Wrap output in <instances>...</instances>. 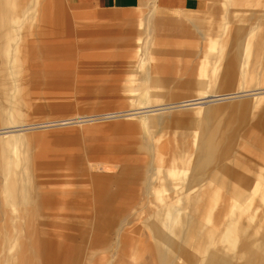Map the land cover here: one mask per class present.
<instances>
[{
	"label": "rangeland",
	"instance_id": "374dc122",
	"mask_svg": "<svg viewBox=\"0 0 264 264\" xmlns=\"http://www.w3.org/2000/svg\"><path fill=\"white\" fill-rule=\"evenodd\" d=\"M51 1L56 12L70 17L69 32L68 35L31 39V43L37 46L35 41L41 39L39 42L45 44V49L48 48V43L60 42L57 47L61 50L58 53L35 54V58L28 62V68L24 70L30 76V83L26 86L29 91L27 97L31 98L28 121L39 125L48 124L43 122L53 119L63 121L44 126L48 129L28 131L36 148L52 155L51 159L45 158L46 163H53L52 169H47L46 173L34 174L39 181L45 173L44 183L42 182L44 185L42 188L37 185L36 189L42 193L36 200L41 199L44 203L37 204L34 212L29 211L32 212L29 216H34L36 220L19 222V245L8 253L6 260L3 258L5 252L0 251V264H59L52 263L58 256H69L72 264H121L130 255L131 261L146 259L149 264L150 260H171V255L176 256V253L142 252L149 240L145 226L152 231V237L156 241L159 234L157 232L161 228V222L154 221L155 225L149 227V221L142 219L156 207L145 202L163 199L168 203L158 206L155 214L166 208H180L183 213L191 214L190 204H172L178 198L188 201L189 195L191 196V183L188 180L184 183L182 178L186 177L183 173L190 165L180 168L169 164L185 159L191 165H208L204 162V154H208L205 150L200 156L193 149L195 156L191 158L192 140L195 139L196 144L215 142L218 148L224 147L212 152L213 161L209 165L239 164L242 149L252 163H264V152L262 157L257 156V152H252L254 147H264V137H260L264 136V94L211 101L218 94L264 88V8L254 13L248 8L253 3L247 0L243 8L232 11L235 18L244 22L235 21L233 31L222 20L217 23L202 20L191 26V16L185 17V14H189L185 11L173 19L163 20L154 19L150 14H142L138 44V39L134 37L136 30L133 29L130 33L123 25L136 23L142 10L87 16L77 12L64 0ZM213 1L208 0L206 7L220 8ZM85 17H96L102 24L121 25V32H115L113 36L117 38L115 44L99 45L98 50L105 49L109 52L96 50L97 53L94 51L92 54H82L74 50L72 43L76 35L72 31H76L79 24H75L73 20L81 21ZM252 18H260L259 23L247 24L246 21L251 22L248 20ZM177 19L185 20L189 26L187 32L180 27L182 24ZM224 24L226 27L221 30ZM190 26L198 35L193 40L199 43L193 46L187 39L191 38ZM251 30L259 41L253 45V50L248 49L243 54L248 57V62L245 61L247 68L239 69L236 67L238 57L233 59L234 63L229 62L236 55L235 46H228L225 53L226 46L220 51L214 39L225 31V35L220 36L224 38L232 34L231 42L239 41L238 35L243 33L247 35L244 37L246 38ZM95 32L100 36L107 34L103 31ZM108 33L112 34L111 31ZM145 34H151L155 38L149 46L144 44ZM84 36L88 40L94 37L91 31L84 32ZM82 37L80 33L79 40H86ZM126 37L132 40L123 45L122 41ZM204 47L209 53H191V48ZM210 51L215 53V57ZM29 55L32 56V52ZM89 56L99 59L84 58ZM224 57L225 63L229 62V66L235 65V68H228L227 65L222 67ZM151 59H154L155 65ZM140 62L143 66L139 69L137 65ZM199 65L198 70L196 66ZM240 73H244V78ZM147 78L152 83H148ZM244 79L248 83L242 86L240 83ZM155 80L158 81L153 83ZM128 81L135 82L128 85ZM193 83L206 91L198 92ZM219 84L224 85L214 88ZM147 88L158 93L159 97L137 105L136 97L137 100L144 101L143 91ZM184 102L198 104L180 109H161L165 104L178 105ZM82 119L90 121L77 124ZM253 133L260 140L251 141L255 136ZM214 137V141L203 139ZM186 144L190 147L185 148ZM237 147H241L240 152ZM154 157L161 159V164L155 163ZM200 158L203 159L198 161ZM189 168L188 179L191 180V167ZM255 170L264 173V166L259 169L254 167L252 176L255 175ZM150 176L151 182L146 181ZM164 176L169 182L156 183L162 182ZM186 214L181 217H186ZM130 216L135 217L132 219ZM44 217H51V220L43 219ZM48 222L51 223V230L44 233L43 227ZM199 224H203V221H199ZM28 233L36 235L29 236ZM177 234L179 237L180 232ZM97 240H102L104 245L94 246L93 243ZM207 260V256L205 258L195 254L192 264H206Z\"/></svg>",
	"mask_w": 264,
	"mask_h": 264
},
{
	"label": "crops",
	"instance_id": "0c3cea01",
	"mask_svg": "<svg viewBox=\"0 0 264 264\" xmlns=\"http://www.w3.org/2000/svg\"><path fill=\"white\" fill-rule=\"evenodd\" d=\"M64 1L77 12L87 16L101 15L105 12H137L138 10H142L138 14L136 23L123 25L130 30V33L133 29L136 30L134 33L136 40L138 39L137 36H139L138 31L141 25L140 19L142 14H150L154 19L163 20L173 19L180 12L185 11L189 13L188 15L185 14V17L191 16V26L197 21L202 20L214 23L221 22L222 20L228 23L233 31L236 26L234 24L235 21L244 22L235 18L231 12L243 8L247 2V0H214L213 4L218 3L220 8H210L206 7L208 0ZM251 3L253 4L248 6V8L254 13L264 8V0H251ZM52 6L53 2L51 0H0V251L5 252L3 258H7L8 253L14 251L19 245L17 239L20 235L19 222L21 220H34L35 217L29 215L35 211L37 204L44 203L41 199L36 200V197L42 194L36 191V189L37 185H40L39 188H42L44 185L42 184V182L44 183L43 176L47 172V169H52L53 164L45 162L47 159H51L52 155H47L42 149L38 150L34 143H32L28 131L36 128L48 129L44 126L63 121L53 119L43 122L48 123L43 125L28 121L31 98L27 97L29 91L26 89V86L30 83L28 80L30 76L24 70L28 68V62L33 60L36 55L41 53H58L61 50V48L57 47L60 42L48 43V48L45 49L43 46L45 44L39 42L41 39L35 41L36 44L38 43V46L33 45L34 43H31V39L54 37L61 34L68 35L67 33L69 32L70 17L56 12ZM223 9L226 11L223 12ZM73 15L74 17L76 16V14ZM177 20L182 24L180 27L184 28L187 32L186 29L189 26L185 20ZM98 21L100 20L96 19V17H85L81 21L73 20L75 24H79L78 28L76 27V31H72L76 35V39L72 43L75 46V51L82 54H92L96 50L97 52H109V50L105 49L103 51L98 50L100 49L99 45H113L117 42V38L115 39L113 36L116 34L115 32H121V25L102 24ZM250 21H246V23H256L253 18ZM45 29L47 32H45ZM87 31L93 32L94 37L90 40L84 36V32ZM95 31H103L107 34L100 36L101 34ZM109 31L112 34L108 33ZM80 33L83 36L82 39L86 40H79ZM109 34L112 36L110 37ZM195 36L198 35L192 31L191 27V38H187L191 46L199 43L193 40ZM238 37H240L239 41L234 42L230 40L232 34L229 37H222L224 41L222 44L226 46L225 53L228 46H235L234 51L236 55L230 59V63L233 62L235 57L243 56L248 50V48H244L243 51L239 52L238 45L239 47H243L245 44L251 46L253 43V45L258 44L259 41V38L254 35L246 38L239 35ZM131 40V38L126 37L125 41H122L123 45H127ZM206 43L209 44L208 41ZM30 52H32V56L29 55ZM192 52L207 54L209 50H206V47L191 48ZM210 52L215 57V53ZM84 58L86 60H90L91 58L99 59L98 57L90 56ZM225 60L224 57L222 61L224 67L229 63H225ZM196 67L199 70L200 65ZM228 68L234 67L229 66ZM193 75H196V73ZM220 85L224 84H219L214 88ZM195 88L200 93L206 91L201 87L195 86ZM215 91L222 92L216 89ZM253 135L255 134L253 133ZM257 136L255 135L254 138H251V141L260 140ZM203 139L216 140L215 138ZM186 145L190 147L189 144ZM195 146L194 139L191 142L192 159L195 156L193 150ZM240 148L237 147L239 152ZM241 152L240 162L236 165L192 164L191 180L188 179L190 169L187 168L185 172L184 170H179L186 175V177H182L184 178V183L186 180H188V183H191V196L189 195L188 201L178 198L180 201L177 200L176 203L172 202V204H190L191 214L183 213V210L180 208L174 210L166 208L161 213L155 214L154 211L156 208H159L158 206L168 202L165 199L158 202H145L146 204H150V206L156 205V207L150 214H145L142 220H148L149 227L155 225L154 221L157 223L161 222V228L157 232L159 234L156 241L152 237V231L142 223L143 221L140 222L145 226V231H147L149 236V240L145 245L146 249L142 250V252H156L157 254L176 253V256L174 254L171 255L173 258L171 260L168 259L162 262L150 260V264H192L195 254L197 256H205V258L207 256L208 262L206 264H264V173L261 170H255V175H251L254 167L259 169L264 166V163L254 164L252 160L247 159L244 149ZM252 152H257L256 155L262 157L264 147L261 149L254 147ZM41 172H45L41 177L43 181L42 179L37 181L34 174ZM162 178V182L156 183L162 184L163 181H166L167 177L164 176ZM151 179L152 177L150 176L145 180L151 182ZM167 182L169 181L164 183ZM21 185L26 187L23 190L26 195L24 199H20V193L22 192L20 189ZM145 193L148 194V192ZM30 210H32L31 213L29 212ZM182 214H186L187 216L181 217ZM130 217L134 219L135 216ZM46 219L51 220V217ZM199 221H203V224H199ZM103 223L106 224L107 222ZM50 230L51 223L48 222L44 225L42 231L48 233ZM176 232H180L179 237ZM31 235L34 236L36 234H29V236ZM11 241L14 243L11 244ZM47 243L51 245L50 241ZM93 245H104V242L97 240ZM126 252L130 253L132 250H126ZM130 256L128 259L122 261L121 264H149V261L146 259L140 262L136 260L131 261ZM3 258H1V261ZM69 262L71 263L70 259Z\"/></svg>",
	"mask_w": 264,
	"mask_h": 264
},
{
	"label": "bare ground",
	"instance_id": "6f19581e",
	"mask_svg": "<svg viewBox=\"0 0 264 264\" xmlns=\"http://www.w3.org/2000/svg\"><path fill=\"white\" fill-rule=\"evenodd\" d=\"M258 19H260V18H256V22H258L259 20ZM250 21V20H249ZM259 23V22H258ZM225 27H226V24H224L223 25V27H222V29L221 30H224L225 29ZM184 29V28H183ZM146 33V32H145ZM211 34V33H210ZM254 35L253 34V30H251L249 33H248V36H250V35ZM257 34V33H256ZM220 35H225V31L221 34H218L216 37H218L217 39H214V41L215 42H217V45H218V48H219V50L220 51H222L223 50V48H224V45L222 44L224 41H223V39H222V37L223 36H220ZM243 35V33L241 34V36ZM145 36V39H146V41H145V46H149V44H151L153 41V39H155L154 37H152V35L151 34H145L144 35ZM244 37L245 36H247V35H243ZM140 34H139V36H138V39H140ZM261 37V36H260ZM221 38V40H219ZM258 39V38H257ZM219 40V41H218ZM254 40V39H253ZM242 42V41H241ZM254 42V41H253ZM255 42H256V40H255ZM138 44H140V40H138V42H137ZM252 43V42H251ZM254 44V43H253ZM252 44V45H253ZM256 45V44H255ZM253 47V46H252ZM250 45H248V44H245L243 47L242 46H240L239 47V45H238V50H239V52L240 51H243L244 50V48H251V49H253ZM260 47V46H259ZM146 48V47H145ZM148 48V47H147ZM255 48H257L256 46H255ZM254 48V49H255ZM147 50V49H146ZM148 50H149V48H148ZM260 51V50H259ZM251 52H252V50H251ZM262 53V52H261ZM257 55V54H256ZM252 57V56H251ZM250 57V58H251ZM247 59H248V57L247 56H242V55H240V56H238V64H237V68H239V69H245V68H247V66H248V64H246L245 63V61H247ZM152 60V59H151ZM153 61V63H154V65H155V62H154V59L152 60ZM248 62V61H247ZM134 63V62H133ZM133 63H129V64H133ZM232 63H234V61L232 62ZM143 63H139L137 66H139V69L143 66L142 65ZM230 64V63H229ZM229 64H227V66H229ZM150 65H152V64H150ZM231 65V64H230ZM136 66V65H135ZM223 66V65H222ZM234 68H235V66L234 65H232ZM250 67V66H249ZM225 69H227V67L225 68ZM226 74H227V72H226ZM228 74H230V73H228ZM243 74L244 73H240V75L243 77ZM232 76V75H231ZM230 76V77H231ZM220 78V77H219ZM218 78V79H219ZM244 78V77H243ZM226 79V78H225ZM224 79V80H225ZM147 80V82L148 83H152V82H150L151 80L149 79V78H147L146 79ZM158 80H155L153 83H155V82H157ZM134 82L135 81H128V85H133L134 84ZM224 83V82H223ZM246 83H248V80L247 81H245V79L244 80H242V82L240 83V85H242V86H244V84H246ZM234 84V83H233ZM144 94H145V98H144V101H140V100H137V98L138 97H136V103H137V105H140V104H145V103H148V102H151V100H154V99H156L157 97H159V94L158 93H156V92H153V91H151V90H149L148 88L147 89H145L144 91ZM259 94H264V88H248L247 90H244V91H242V92H234V93H227V94H218V95H215L214 96V98L211 100L212 102H216V101H220V100H235V99H241V98H244V97H250V96H253V95H259ZM156 97V98H155ZM256 97V96H255ZM194 101V100H193ZM190 102V101H189ZM198 102V101H197ZM199 103V102H198ZM197 103V104H198ZM196 103H193V102H191V103H187V102H184V103H182V104H178V105H169V104H165V106H163V107H161V109H173V108H177V109H180V108H185V107H192V106H195V105H197ZM164 105V104H163ZM154 106H158V105H154ZM151 107H153V106H151ZM129 113V112H128ZM126 115H128L127 114V112H126ZM131 115V114H130ZM133 115V114H132ZM108 116H110V115H108ZM112 116V115H111ZM104 117V116H103ZM90 120H83L82 119V121H78L77 122V124H80V123H85V122H89ZM70 123V122H69ZM144 124H145V122H144ZM50 127V126H49ZM21 128H23V127H21ZM25 132V131H24ZM213 132H215V130L213 131ZM217 132V131H216ZM11 134V133H10ZM3 135V134H2ZM215 138V137H214ZM221 143H222V141H221ZM220 145V144H219ZM185 148H189V147H185ZM217 148H218V145H216L215 144V142L214 143H210V142H208V143H206V144H204V145H202V144H196V146H195V148H194V150L195 151H197L198 153H199V155L201 156V152L203 151V150H205L206 152H208V154L207 155H205L204 154V162L205 163H207L208 165L213 161V158H212V152L213 151H216L217 150ZM221 148H218V150H220ZM168 155V154H167ZM197 156H198V154H197ZM203 158H200V159H198V161H201ZM152 161V160H151ZM161 161V159H159V158H157V157H154V162L155 163H157V164H161V163H159ZM175 161V160H174ZM203 162V161H202ZM202 162H201V164H202ZM169 165H174V166H178V167H186L187 165H190V166H187L188 167V169H190L189 167H191V162H189V160H185V159H178L177 160V162L175 161L174 163H170ZM22 186V185H21ZM20 189H22V192L20 193L21 194V196H20V198H25V194H24V192H23V190L24 189H26V187H21ZM161 208V207H160ZM15 241V240H14ZM12 243H14V242H12L11 241V244ZM7 258L5 257L4 258V260H6ZM69 259H70V257H69ZM69 259H68V257H66V258H62V257H60V256H58L57 258H56V260L54 259L53 261H52V263L54 262V263H59V264H72V260H71V263L69 262ZM3 261V260H2ZM51 263V262H50ZM3 264V263H2Z\"/></svg>",
	"mask_w": 264,
	"mask_h": 264
}]
</instances>
